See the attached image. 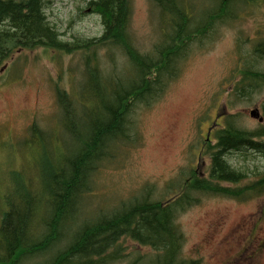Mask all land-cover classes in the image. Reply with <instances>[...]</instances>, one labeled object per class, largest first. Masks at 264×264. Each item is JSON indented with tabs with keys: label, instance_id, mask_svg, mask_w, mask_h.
<instances>
[{
	"label": "trees",
	"instance_id": "1",
	"mask_svg": "<svg viewBox=\"0 0 264 264\" xmlns=\"http://www.w3.org/2000/svg\"><path fill=\"white\" fill-rule=\"evenodd\" d=\"M151 1L160 11L163 32L153 56L139 53L132 45L131 0H89L87 9L100 16L103 33L98 39L72 44L64 42L50 24L45 0H0V71L26 50L56 51L66 57L82 53L84 58L77 94L57 86L60 125L69 139L62 142V153L51 159L54 136L35 123L29 129L24 145L41 148L44 157L35 180L19 172L12 174L0 224V264H21L48 252L59 241L79 194L91 191L92 176L117 158L121 148L140 142L133 114L139 106L157 102L168 83L178 78L181 51L208 37L217 21L230 18L237 4L264 6V0H216L213 11L194 22L190 0ZM116 49L131 64L124 75L101 67L106 57L113 59ZM102 51L106 52L103 60L99 58ZM249 56L251 65L238 69L231 82L238 100H250L264 91V71L254 66L264 58V40L254 45ZM261 115L264 120V103ZM234 116H226L225 124L215 129L214 141H204V154L210 158L208 176L192 170L180 192L166 201H151L148 187L144 188L140 197L122 204L112 215L84 222L66 247L44 264H117L130 257L127 241L155 254L146 259L138 254L130 264H201L183 258L185 236L177 224L182 212L199 203L197 195L241 202L264 195V168L251 171L254 179L248 182L249 170L237 168L227 159L233 152L254 154L264 167V121L256 129L246 130L236 126Z\"/></svg>",
	"mask_w": 264,
	"mask_h": 264
},
{
	"label": "rangeland",
	"instance_id": "2",
	"mask_svg": "<svg viewBox=\"0 0 264 264\" xmlns=\"http://www.w3.org/2000/svg\"><path fill=\"white\" fill-rule=\"evenodd\" d=\"M89 0H47L50 24L67 43L101 37L99 15L89 12ZM214 0H190L194 22L216 6ZM129 35L133 47L143 55H155L163 32L160 11L151 0H131ZM264 40V6L237 4L229 19L219 20L205 39L192 42L183 56L180 73L168 83L165 93L150 107L139 106L134 120L140 142L120 149L117 158L92 176V189L79 194L76 208L68 213L60 239L51 249L26 258L21 264H44L64 249L84 222L112 215L122 204L140 197L144 188L151 201H166L177 195L194 170L209 175L210 158L204 154L209 128L226 116L239 128L254 130L260 122L252 112L264 103V91L252 99L238 100L232 83L237 70L251 65L252 48ZM105 51L99 54L104 59ZM102 61L106 71L124 75L131 64L116 49ZM83 54L73 57L56 51H20L0 73V224L6 211L4 196L19 172L35 180L44 157L39 147L25 146L29 129L38 128L54 138L49 157L62 153L68 136L60 125L57 86L76 95L83 81ZM264 71V58L254 65ZM253 66V67H254ZM217 129V128H216ZM61 137V140H60ZM214 141V133L211 135ZM70 145V143H68ZM60 152V153H59ZM231 165L262 170L258 155L233 152ZM47 165V163H45ZM199 203L182 212L177 224L185 236L183 258L201 264H264V195L243 202L209 194L197 195ZM130 257L117 264H130L138 254L154 257L150 248L127 241ZM143 264H146L143 262Z\"/></svg>",
	"mask_w": 264,
	"mask_h": 264
},
{
	"label": "water",
	"instance_id": "3",
	"mask_svg": "<svg viewBox=\"0 0 264 264\" xmlns=\"http://www.w3.org/2000/svg\"><path fill=\"white\" fill-rule=\"evenodd\" d=\"M2 71H3V70H2ZM252 115H253L254 118H258L260 122L263 121V119L260 118V113H259V112H257V111H256V112H252Z\"/></svg>",
	"mask_w": 264,
	"mask_h": 264
},
{
	"label": "bare ground",
	"instance_id": "4",
	"mask_svg": "<svg viewBox=\"0 0 264 264\" xmlns=\"http://www.w3.org/2000/svg\"><path fill=\"white\" fill-rule=\"evenodd\" d=\"M46 4H47V0H45V6H46ZM47 8V7H46ZM46 8H45V12H46ZM49 217V216H48ZM47 217V218H48ZM68 219V217H66V219L65 220H67Z\"/></svg>",
	"mask_w": 264,
	"mask_h": 264
},
{
	"label": "flooded vegetation",
	"instance_id": "5",
	"mask_svg": "<svg viewBox=\"0 0 264 264\" xmlns=\"http://www.w3.org/2000/svg\"><path fill=\"white\" fill-rule=\"evenodd\" d=\"M212 132V131H211Z\"/></svg>",
	"mask_w": 264,
	"mask_h": 264
}]
</instances>
